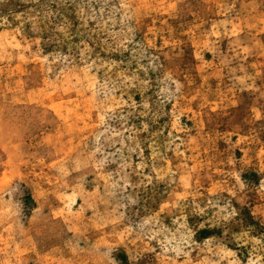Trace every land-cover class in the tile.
I'll use <instances>...</instances> for the list:
<instances>
[{"label": "rangeland", "instance_id": "374dc122", "mask_svg": "<svg viewBox=\"0 0 264 264\" xmlns=\"http://www.w3.org/2000/svg\"><path fill=\"white\" fill-rule=\"evenodd\" d=\"M0 264H264V0H0Z\"/></svg>", "mask_w": 264, "mask_h": 264}]
</instances>
